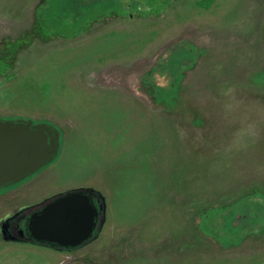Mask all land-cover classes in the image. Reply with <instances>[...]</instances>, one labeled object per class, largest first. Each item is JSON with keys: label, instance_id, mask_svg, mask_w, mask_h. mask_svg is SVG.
Returning <instances> with one entry per match:
<instances>
[{"label": "rangeland", "instance_id": "obj_1", "mask_svg": "<svg viewBox=\"0 0 264 264\" xmlns=\"http://www.w3.org/2000/svg\"><path fill=\"white\" fill-rule=\"evenodd\" d=\"M0 119L61 134L0 224L107 206L74 250L0 233V264H264V0H0Z\"/></svg>", "mask_w": 264, "mask_h": 264}, {"label": "water", "instance_id": "obj_2", "mask_svg": "<svg viewBox=\"0 0 264 264\" xmlns=\"http://www.w3.org/2000/svg\"><path fill=\"white\" fill-rule=\"evenodd\" d=\"M60 149L61 134L48 123L0 120V190L53 163ZM92 193V189L72 190L43 203L21 235H28L29 242L64 250L88 244L101 230L107 213L106 205L98 209L92 203Z\"/></svg>", "mask_w": 264, "mask_h": 264}, {"label": "flooded vegetation", "instance_id": "obj_3", "mask_svg": "<svg viewBox=\"0 0 264 264\" xmlns=\"http://www.w3.org/2000/svg\"><path fill=\"white\" fill-rule=\"evenodd\" d=\"M96 193L91 194L92 203L96 206V208H100L103 205L105 208V204L103 200ZM43 204V203H42ZM41 204V205H42ZM41 205L34 207V209H28L24 211L23 216L15 215L13 217L5 218L0 224V233L2 237L6 240H19V241H27L28 235H21V230L27 231V226L30 217L37 213L40 210ZM28 212V213H27ZM103 212L100 213L99 220L102 219Z\"/></svg>", "mask_w": 264, "mask_h": 264}, {"label": "trees", "instance_id": "obj_4", "mask_svg": "<svg viewBox=\"0 0 264 264\" xmlns=\"http://www.w3.org/2000/svg\"><path fill=\"white\" fill-rule=\"evenodd\" d=\"M41 19H42V17H41ZM42 21V20H41ZM43 22V21H42ZM41 25L44 27V25L41 23ZM226 203H229V202H223V203H220L219 205H217V206H219V207H221V209H222V207H223V209H224V207L226 206V207H228L230 204H226ZM223 204V205H222ZM215 207V210L217 209L218 210V207ZM209 214V213H208ZM208 214H205L204 216H206V215H208ZM203 217V215L201 216V218ZM199 228H200V232H201V234L204 236V237H206V238H212L211 237V235H209L208 233H207V231H203L202 229H201V225L199 226ZM261 234H264V232H262ZM215 236V235H214ZM221 243H222V241H220ZM219 243V242H218ZM223 244V243H222Z\"/></svg>", "mask_w": 264, "mask_h": 264}]
</instances>
